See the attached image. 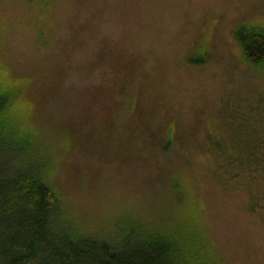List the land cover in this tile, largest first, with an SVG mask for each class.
Returning <instances> with one entry per match:
<instances>
[{
	"label": "rangeland",
	"instance_id": "obj_1",
	"mask_svg": "<svg viewBox=\"0 0 264 264\" xmlns=\"http://www.w3.org/2000/svg\"><path fill=\"white\" fill-rule=\"evenodd\" d=\"M243 21L264 26V0H0L1 60L28 79L47 182L78 231L107 238L140 203L168 202L170 171L224 114L264 117V73L231 37ZM255 171L250 213L242 187L207 198L229 264H264V160Z\"/></svg>",
	"mask_w": 264,
	"mask_h": 264
},
{
	"label": "trees",
	"instance_id": "obj_2",
	"mask_svg": "<svg viewBox=\"0 0 264 264\" xmlns=\"http://www.w3.org/2000/svg\"><path fill=\"white\" fill-rule=\"evenodd\" d=\"M55 1L42 0L43 7L49 8ZM257 23L236 24L231 37L242 61L264 73V26ZM42 33L38 31L39 38ZM3 45L1 42L0 264H229L223 246L210 234L214 223L208 217L211 205L207 198L209 194L225 198V192L242 187L247 197L245 211L253 210L258 199H254L257 182L252 175L264 160L260 107L255 118L230 112L207 125L205 138L195 145L196 153L185 156L183 170L173 167L170 171L164 191L168 202L162 199L159 205L160 197L152 196L151 201L129 210L109 237L96 238L73 226L66 217L69 212L47 182L51 162H55L53 149L43 145L35 106L26 95L28 79L14 76L1 60ZM193 60L196 62L189 60L190 65L207 61ZM167 142L171 144L172 138ZM62 144L69 145L67 141Z\"/></svg>",
	"mask_w": 264,
	"mask_h": 264
}]
</instances>
